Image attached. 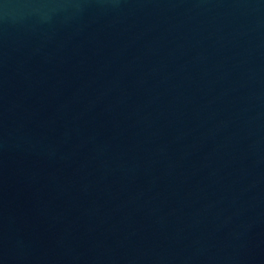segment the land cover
Returning <instances> with one entry per match:
<instances>
[{"label":"water","instance_id":"95a60500","mask_svg":"<svg viewBox=\"0 0 264 264\" xmlns=\"http://www.w3.org/2000/svg\"><path fill=\"white\" fill-rule=\"evenodd\" d=\"M0 264H264V0H0Z\"/></svg>","mask_w":264,"mask_h":264}]
</instances>
